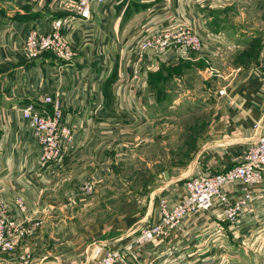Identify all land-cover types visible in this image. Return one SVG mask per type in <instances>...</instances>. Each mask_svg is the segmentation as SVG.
<instances>
[{
    "label": "crops",
    "instance_id": "0c3cea01",
    "mask_svg": "<svg viewBox=\"0 0 264 264\" xmlns=\"http://www.w3.org/2000/svg\"><path fill=\"white\" fill-rule=\"evenodd\" d=\"M212 1L163 0L153 5L146 2L141 5V10L134 11L135 16L131 19L127 9L134 4L133 0H109L97 8L98 12L92 18L95 28L103 30V41L95 35L96 29L92 25H84L83 30L73 27L68 36L78 54L70 64H65L51 53L43 54L35 60H27L22 55L20 45L23 21L25 24L41 22L46 27L52 19L69 12L51 8L50 0H14L12 9L0 16V196L10 202L16 215L21 216L22 213L16 206L15 199L22 197L28 205L30 217L44 220L52 210L51 202L48 204L44 199V195L50 190V178L56 171L60 172L66 162L69 166L71 161L68 160L72 156L79 160L78 156H87L88 151L92 154L95 152V162L92 164L94 172L93 169L88 171L80 168L81 177L75 184L93 176L102 179L105 177V170L97 161L99 154L125 146L126 141H118L120 136L125 139V136L134 131L141 133V126L137 127V122L145 121L149 124L160 116V112L154 116L151 106L155 104L156 97L147 93L145 88L148 86L149 72L162 65H176V62H170L174 52H169L171 54L167 60L147 55L138 64L139 56L135 54L134 47L141 38L169 27L170 12L177 14L174 15L175 18L180 15L192 23L207 42V48H226L234 39L239 40L237 44L244 43L242 34L246 31L229 35L225 29L217 28L212 23ZM138 71L139 75L136 77L135 73ZM116 73L118 75L115 78ZM112 77L115 78L113 82ZM258 80L249 78L237 84L230 89L228 96L215 94V98H220L223 104L220 114L222 120L213 128L214 134L216 131L218 134L203 143L202 153L193 162L187 176L233 166L240 160L248 144L255 139L257 131L254 123L257 120L261 121L264 131V80ZM55 93L62 97L64 120L75 128L77 144L69 149L62 162L40 169L33 162L35 145L22 118L21 109L27 103H35L41 111L48 110L49 105L41 100L45 94ZM229 98H233V105L227 103ZM166 125L163 126L166 128ZM141 143L140 141L138 144ZM181 182L182 179L173 181L170 187L179 191L181 188L175 187V183ZM257 205V215L256 212L249 214L248 218L242 220L238 231L227 230L226 223L224 232L218 231V222L213 219L206 220L203 224L197 222L186 226L171 243L184 244L181 251L176 252L177 255L187 253L181 264L214 263L223 254H227L235 264H255L247 258L242 247L243 240L248 235H264V197ZM155 214L156 207L150 223L156 221L158 216ZM32 222L34 221L31 220ZM137 222V219L134 220L130 227ZM130 227L123 226L127 229ZM52 230L65 231L60 222L53 224ZM68 235L69 232L62 235L61 240H54L56 244L49 248H44V239L37 240L35 244L42 246L33 249L31 264H79L85 258L87 250L78 245L77 240L71 246ZM26 242L28 241L24 240L21 244L25 243L27 246ZM167 246L168 244L162 245L155 252L158 253ZM189 246L197 249L189 250ZM54 247L60 250L54 251ZM22 250L23 248H18L4 254L3 258L14 259ZM154 256L156 259L160 257ZM167 259L170 260L171 257Z\"/></svg>",
    "mask_w": 264,
    "mask_h": 264
},
{
    "label": "rangeland",
    "instance_id": "374dc122",
    "mask_svg": "<svg viewBox=\"0 0 264 264\" xmlns=\"http://www.w3.org/2000/svg\"><path fill=\"white\" fill-rule=\"evenodd\" d=\"M161 1L133 0L134 4L127 9V14L133 19L142 4L147 2L153 5ZM212 5V23L217 28L225 29L229 35L246 31L242 34L244 45L237 44L239 40L234 39L231 46L227 45L226 48L219 45L221 49L207 48V42L192 23L180 15V18H175L177 14L169 13L170 26L157 32L179 30V33L189 31L190 35L197 32L202 38L200 48L190 45L186 49L182 44H177L166 52L168 54L165 53L167 57L158 56L167 60L172 51L174 55L170 62H176L175 66L162 65L148 75V86L145 89L156 97L155 104L151 106L154 116L159 112L160 116L149 124L145 121L137 122L136 126H141V133L134 131L125 139L124 136L118 138V141H126L128 144L99 154L97 161L105 170L104 178L88 177L87 181L75 184L81 177L80 168L88 171L93 169L94 172L92 164L95 162V152L92 154L91 151L86 153L87 156H78L79 160L72 156L68 160L71 161L70 165L67 166L66 162L60 172L56 171L50 178V190L44 199L48 204L51 202L52 210L44 220L32 219L34 222L30 223L29 228L34 233L26 238L27 246L25 243L20 245V248L32 251V259L33 249L42 246L35 244L37 240L44 239V248H49L56 244L54 240H61L62 235L68 232L71 246L77 240L78 245L87 250L79 264H85L105 244L119 246L126 238L139 235L150 223L155 207V216H158L160 198L166 190L171 191L173 181L182 179L181 183L175 184L183 190L186 173L190 172L193 162L202 153L203 143L218 134L217 131L214 134L213 128L222 120L220 114L223 104L220 98H215V94L225 89L228 96L231 88L249 78L264 80V0H213ZM13 6L14 0H0V16ZM189 25L193 29L189 30ZM114 75L116 78L118 74ZM135 75L138 77L139 71ZM115 78L112 77L111 82ZM227 103L233 105V98H229ZM164 124H167L166 128ZM140 141L142 143L138 144ZM89 182L92 183L91 192L87 188ZM136 219L139 222L130 227ZM56 222L64 226V232L52 230ZM262 227L264 231V224ZM260 235H248L243 240V252L255 264H264V235ZM190 248L192 251L197 249ZM53 249L60 250L58 247ZM161 251L155 255L159 256ZM142 255L150 264H158L163 258L160 256L156 259L151 254Z\"/></svg>",
    "mask_w": 264,
    "mask_h": 264
},
{
    "label": "built area",
    "instance_id": "2783aa9c",
    "mask_svg": "<svg viewBox=\"0 0 264 264\" xmlns=\"http://www.w3.org/2000/svg\"><path fill=\"white\" fill-rule=\"evenodd\" d=\"M108 1L50 0L51 8L69 14L52 19L46 27L41 22L25 24L23 21L22 55L27 60H35L51 53L57 60L70 64L78 51L69 39V31L73 27L83 30L84 25L95 28L93 15L100 5ZM189 27L191 30L192 26ZM95 29V35L103 41V30ZM188 33L171 30L141 38L136 45L138 64L145 56H162L177 44H182L186 49L190 45L200 48L201 35ZM262 64L264 67V52ZM220 94L226 95L227 91L220 90ZM41 101L49 105L48 110L41 111L35 103H27L22 107L21 114L34 141L33 162L43 169L62 162L69 149L77 144V138L75 128L64 120L62 97L56 93L45 94ZM254 129L257 131L255 139L248 144L236 164L215 172L188 175L183 181V190L171 187V191L164 192L156 221L148 223L139 235L126 238L119 246L112 243L99 247L100 250L85 264H150L142 253L154 255V248L167 244L163 253L161 251L159 254L167 257H163L158 264H181L187 253L177 255L176 252H180L184 244L171 243L185 226L197 222L203 224L213 219L218 222V231L224 232V223L227 230L238 231L242 220L248 218L249 214L256 212L257 215V203L264 197V131L261 121L255 122ZM87 188L91 192L92 183H87ZM15 204L21 216L16 215L10 202L0 196V264H31L32 251L27 248H23L14 259L3 258L4 254L20 249L21 243L34 233L29 228L32 218L25 199L17 197ZM150 244L153 245L149 247ZM169 257L170 260L167 259ZM203 264L235 263L227 254H223L216 262Z\"/></svg>",
    "mask_w": 264,
    "mask_h": 264
}]
</instances>
